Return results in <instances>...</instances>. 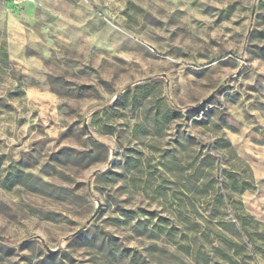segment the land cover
Listing matches in <instances>:
<instances>
[{"label":"rangeland","instance_id":"1","mask_svg":"<svg viewBox=\"0 0 264 264\" xmlns=\"http://www.w3.org/2000/svg\"><path fill=\"white\" fill-rule=\"evenodd\" d=\"M263 47L264 0H0V264H194L218 194L264 231Z\"/></svg>","mask_w":264,"mask_h":264},{"label":"trees","instance_id":"2","mask_svg":"<svg viewBox=\"0 0 264 264\" xmlns=\"http://www.w3.org/2000/svg\"><path fill=\"white\" fill-rule=\"evenodd\" d=\"M226 187L232 193L239 195L249 190L250 186L246 182L238 184L236 179L232 178L230 185H226ZM220 208L230 210L231 218L225 220L221 217ZM207 220L204 230L196 226V223L194 224V228H197L198 239L208 245L207 253L202 254L197 250L195 255L198 258H194V264H210L212 263L211 257L218 258L227 264H256L255 259L264 261V231L258 229L257 221L242 212L239 200L233 199L230 194H218L209 210ZM212 220H216L215 226L218 227V230H215L213 234H211L210 228H207ZM159 230L161 231V229ZM177 249L188 253V248L178 246ZM246 253L251 254V258L254 260L252 263H247L242 259Z\"/></svg>","mask_w":264,"mask_h":264},{"label":"water","instance_id":"3","mask_svg":"<svg viewBox=\"0 0 264 264\" xmlns=\"http://www.w3.org/2000/svg\"><path fill=\"white\" fill-rule=\"evenodd\" d=\"M97 212H98V208L96 209V211L94 212V214L90 217V219H89V221L88 222H90L94 217H95V215L97 214ZM83 230V228H80L79 230H77L75 233H73L72 234V236H74V235H76V234H78V233H80L81 231ZM45 250H46V252L47 253H50V252H52L51 250H49L48 248H45Z\"/></svg>","mask_w":264,"mask_h":264}]
</instances>
